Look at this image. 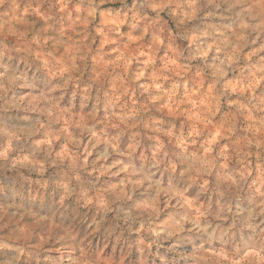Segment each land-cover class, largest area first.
<instances>
[{"label":"clouds","instance_id":"1","mask_svg":"<svg viewBox=\"0 0 264 264\" xmlns=\"http://www.w3.org/2000/svg\"><path fill=\"white\" fill-rule=\"evenodd\" d=\"M0 264H264V0H0Z\"/></svg>","mask_w":264,"mask_h":264}]
</instances>
